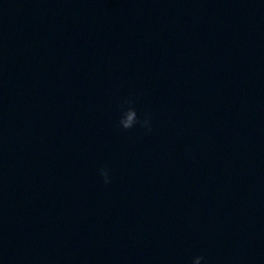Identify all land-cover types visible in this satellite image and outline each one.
I'll return each instance as SVG.
<instances>
[{
	"label": "clouds",
	"instance_id": "obj_1",
	"mask_svg": "<svg viewBox=\"0 0 264 264\" xmlns=\"http://www.w3.org/2000/svg\"><path fill=\"white\" fill-rule=\"evenodd\" d=\"M124 105H127V107H124L123 105L121 106L122 114L118 121L119 127L124 130H129L139 124L142 128L146 129V131L150 133L152 131L150 114L145 113L144 118L141 119L135 107L132 106L133 101L131 99L124 101ZM100 175L103 177V182L105 184L111 182L108 169L101 168ZM202 261H205V264H207L206 258L202 255H198L192 258L191 264H201Z\"/></svg>",
	"mask_w": 264,
	"mask_h": 264
}]
</instances>
